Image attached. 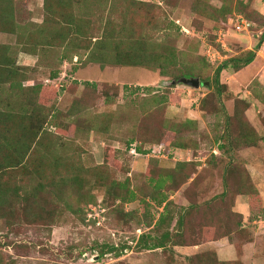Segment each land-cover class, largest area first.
Segmentation results:
<instances>
[{
	"label": "rangeland",
	"instance_id": "1",
	"mask_svg": "<svg viewBox=\"0 0 264 264\" xmlns=\"http://www.w3.org/2000/svg\"><path fill=\"white\" fill-rule=\"evenodd\" d=\"M3 1L10 14L11 0ZM57 1L61 7H47L45 0L15 1L19 18L28 12L35 21L51 19L56 25L48 24L49 36L62 33L65 38L53 41L42 62L48 70L39 72L42 78L61 71L49 82L56 94H48L46 107L34 95L0 86V188L8 189L3 199L0 190V264H194L186 259L195 254L179 253L175 243L201 241L207 226L221 235L231 218L241 215L237 201L244 194L218 200L214 196L223 185L218 190L212 172L194 169L202 188L200 196H193L194 186L188 194L203 206L185 218V233L179 234L175 221L159 228L146 225L148 216L155 221L163 210L148 203L152 190L146 182L155 179L159 165L174 173L177 163L208 155L223 136L226 117L247 121L245 109L254 106L251 112L264 120V0ZM238 17L251 27L238 31ZM79 26L81 34H76ZM17 31L25 35L30 28L18 24ZM44 32L38 31L42 42L50 39ZM117 49L129 56L114 61ZM250 52L262 63L224 69L222 101L216 104L217 67ZM34 63L23 57L18 67ZM186 73L192 77L182 76ZM184 78L199 79L200 86ZM132 139L139 148L170 144L181 160L131 155L127 144ZM13 141L17 146L10 145ZM13 155L24 157L22 164L2 167ZM192 164L184 167L186 173ZM128 191L135 200H122ZM175 197L169 208L176 217L181 206ZM165 231L171 249L137 246L140 235L161 240ZM262 239L254 259L239 264H264ZM111 245L129 248L117 255L108 250Z\"/></svg>",
	"mask_w": 264,
	"mask_h": 264
},
{
	"label": "trees",
	"instance_id": "2",
	"mask_svg": "<svg viewBox=\"0 0 264 264\" xmlns=\"http://www.w3.org/2000/svg\"><path fill=\"white\" fill-rule=\"evenodd\" d=\"M16 0H11V7L9 9H11V13L14 12L15 7H16ZM7 1H3L0 0V10H2V12H4V9L6 8L5 6L7 5L6 3ZM57 0H45V5H47V7L49 6L50 8L51 5H61V2H58ZM61 7V6H60ZM56 8V6H55ZM1 15V14H0ZM71 21L74 20V17L69 16L68 17ZM54 23L53 21L50 20H44L42 21L41 25H37L36 28L33 30V33L36 34H32L35 35L36 37L38 36V39L40 42L44 41L39 35H38V31H45L44 33L46 35H48L47 33H49V30H51L50 28H48V24ZM43 24L46 26H43ZM2 25V17H0V26ZM56 24L54 23V26ZM45 28V30H41ZM48 29V30H46ZM81 30V27L79 26V28H77L75 30L76 34H81L79 31ZM43 33V34H44ZM63 37L62 33H58L53 35L52 37H50V41L49 43H53V41H55L56 39H61ZM65 38V36L63 37ZM264 38V31L262 32L261 35V40ZM52 39V40H51ZM65 40V39H64ZM64 40H62L61 42H63ZM45 44V42H43ZM119 45V44H117ZM14 47V46H13ZM11 47V50L13 52V48ZM257 47H260V44L257 45ZM118 48V47H117ZM118 52L116 53V57L114 59V61L118 62L120 60L121 57H126L127 55L129 56V54L126 52H123L121 49H117ZM4 49L0 48V52L2 53V56H4ZM9 51V50H8ZM121 51V52H120ZM64 56V55H63ZM65 60L66 57H63ZM255 58V54L254 52H250L247 54L246 57L244 58H231L228 59V61L222 63L221 65H219L215 71V77H214V82H215V86H216V104L220 101H222L221 96H222V92H221V88L224 87V83H222L220 81V74L221 72L226 69L229 65L231 67H233L235 70H240L244 67H246L247 65H249ZM43 72H46L48 70V68L44 67L42 65V62H37L36 66L34 67H18L16 65V63L12 62V60L10 59V54L9 52L6 53V57L3 58L2 57V61H0V86L5 85V86H9L10 88H16L18 90V92L20 94H31L37 97L38 103L42 104V106L46 107V104H49V100L50 97L48 94H52L55 95L56 91L54 90L55 88L50 85L51 83H49L50 81L53 80H57L60 78V74L61 71H50L49 75L46 77H42L40 78L39 76L41 74H39V72L42 70ZM182 76H187V77H192L191 73H186L183 74ZM33 79L34 81H39L40 83H35L32 86H25L24 83L27 80ZM47 79L48 83L45 84L43 83V81ZM64 78L61 79L64 80ZM206 82H209V80H205ZM213 85H211V83H208V87H211ZM214 89V87H212ZM56 97V96H55ZM51 102H54L51 101ZM224 104V103H223ZM224 106V105H223ZM216 109V108H215ZM216 112L214 111L211 114H215ZM216 115V114H215ZM228 116H230L228 114ZM245 120V119H244ZM243 119H241V117H226L225 122L224 123V127H223V136H221L220 138L216 139L215 142L217 143V145L223 149L225 147V149H228L227 151L232 152L236 149L237 145L239 144V142L241 141L242 143H249L252 142L254 140L255 137V131L253 130V128L248 124V122ZM192 122L193 121H189ZM2 129L4 131H6L4 129V127H2ZM7 133V132H6ZM4 134L2 132L1 137L3 139H6L7 141L11 142L12 139L7 138L6 134H5V138H4ZM136 142L135 139H132L129 141V143L127 144V146L129 147L132 143ZM0 144L2 145V142L0 141ZM17 144L19 145V143L17 142ZM160 144H165L164 142H160L157 145ZM11 146L15 147L17 146L16 143L13 141L12 143H10ZM167 148H171L172 146L169 145H165ZM175 147L180 148V145H177ZM182 149L185 148L184 146H181ZM130 148V147H129ZM139 152L141 153H145L144 150H142V148H139ZM24 157L22 156H17V155H13L12 157H8L5 160V165H2V167L5 168H9V167H15L18 166L20 164H22ZM156 159V158H153ZM160 160V159H157ZM193 163V164H192ZM192 164V172H190L189 174L186 173V171L184 170V167L187 165H191ZM197 164L198 162L196 161H191V162H179L177 163L176 167L173 169L174 173H171V171H161L163 168L162 166L159 165V167H156L157 171L154 168V171L156 172L157 176L155 177V179H153L152 177L148 178V182L147 186L152 190L151 195H149V201L148 203L150 204V206L152 205L153 202H155V206L157 207V209L160 210V208H163L162 211H159V215L158 217L155 219V221L153 220V217L150 218V216H148V220H146V225H148V227L152 226V224L154 225V228L157 227H161L163 224L167 225L169 223H173L175 221L176 223V227H178L179 229H176V232L179 234H184L185 230H184V223H185V218L190 216L192 214H196V211L200 210L201 207L203 205L200 204L199 198L197 200V197L195 198L196 202L193 200H191L190 195L188 194L189 191L188 189H191V187L194 186V188L196 187V189H194V191L196 193H193V196H200L199 192L201 191L200 188L201 187V183H197L196 180H198L199 182V175L197 173V176L195 178H193V180L191 182L188 183L189 178L192 177L193 173H196L195 170H197ZM227 168L225 170V173L223 172V174L221 175L222 180H223V191L217 195L214 196V198L219 199H227V198H235L237 196L238 193L240 194H244L247 195L249 197V202H250V207L252 209V212L254 213H258V215H260L262 218H264V209H261V206L259 204V197H258V193L256 192L254 186L252 185V182L250 180V177L247 174H244L243 170L240 168H237L238 165L237 164H232L231 162L227 163ZM195 169V170H194ZM240 169V170H237ZM151 170L148 169L147 172ZM185 171V173L183 172ZM146 172V173H147ZM183 172V173H182ZM174 174V175H173ZM180 174H182L181 176V180H179L178 182L174 179L176 178V176H179ZM187 183L189 185H187ZM184 185L187 186V190L184 189L182 196L186 201L185 205H182L181 207H178V211L176 214V217L174 216V214L172 213V211L170 210V206H171V202H173V199H170V195H173L174 193H176L180 188H182ZM122 186V185H120ZM166 189V191H165ZM0 190L2 191V199L5 197L6 191L8 189H5L2 187V189L0 188ZM171 190V192H169ZM135 193L132 191H128V197L127 198H122L123 201L125 202H129V201H133L135 200ZM152 202V203H151ZM235 214V213H234ZM238 219L235 221L231 218V223L230 225L224 230L225 232H223L221 235H216L214 234L213 231H215V227L213 226H207L206 228H204L203 230L205 231V236H202L201 241L197 242L200 243L202 241H207V240H213L215 238H219L222 236H229V238L233 241L236 245V249H237V255H238V259L236 261H220L217 258V255L214 251H206L203 253H198L193 255L192 257H190L189 259H186L189 261V263H194V264H236L238 262L241 263L240 261V257H241V253H242V244L243 242L248 239L245 238V233H248L246 228H242L241 225L243 223L242 220V216L239 214H235ZM233 218H235L233 216ZM153 228V229H154ZM214 234V235H213ZM250 234V233H249ZM180 238L182 237L181 235H179ZM170 239L171 236L169 234V231H165L162 234V239L161 240H152V236L150 235H140L137 241V246H140L141 248L144 249H166L167 246L170 243ZM200 240V239H199ZM197 243H192L193 244H197ZM175 244H184V245H190L187 243H175ZM172 245V244H171ZM170 246V245H169ZM168 246V247H169ZM127 248H129L128 246H125L124 248H115L114 245H111L110 248L108 249L109 251H116V254L119 255L121 254V252H123L124 250H126ZM169 249H171L169 247ZM262 251L264 254V236H263V242H262Z\"/></svg>",
	"mask_w": 264,
	"mask_h": 264
},
{
	"label": "crops",
	"instance_id": "3",
	"mask_svg": "<svg viewBox=\"0 0 264 264\" xmlns=\"http://www.w3.org/2000/svg\"><path fill=\"white\" fill-rule=\"evenodd\" d=\"M24 16L18 17L15 13L7 14L5 11L2 12V25L0 26V48H3L4 56L0 52V61H2V57H6V53L9 52L10 59L12 62L16 63L19 66L20 59L23 57H31L34 60L33 65H21L26 67H34L37 62L46 61V56L50 53L49 49H53V43H49V40H45V44L40 42L38 36L30 37L31 33V25H34V30L37 25H41L40 21H35L34 18L28 12H23ZM29 26L30 31L25 35H21L20 32L17 31V25ZM48 30V29H46ZM48 34V33H47ZM47 37H52L47 35ZM14 46V47H13ZM13 49V52L11 50ZM44 49V51H43ZM9 50V51H8ZM254 63H262L259 59H255ZM257 69L260 66H256ZM33 82V79L25 81V86H32L34 84H30L29 82ZM45 81H48L45 79ZM55 82V81H54ZM35 83V81H34ZM260 104H262L260 102ZM258 104V109L262 107ZM248 108V107H247ZM245 109V117L247 119L248 124L255 129V137L252 142L242 143L241 141L237 145L236 149L232 152L227 151L228 149H221L217 143L214 141L213 146L210 151H208V155H201L198 157V163H201V166L197 167V172L208 169L207 172L213 173L214 176V184L215 187L220 190L223 185V180L221 175L227 168V163L231 162L232 164H237L238 167L243 170L244 174H249L252 185L255 190L258 192L259 204L264 207V120H262L257 114L255 115L251 110H257L256 107H251ZM261 111V110H260ZM256 113V112H255ZM211 158V159H210ZM210 159V160H209ZM206 160H209L206 163ZM206 163V164H205ZM237 169V170H240ZM197 172L192 174V177L189 178V182L193 180L197 176ZM187 183V184H188ZM203 183V181H202ZM185 185L180 188L175 194L178 200L175 199V203L180 206L185 205V199L182 196L183 189ZM182 191V192H181ZM215 195V194H214ZM175 196H172L174 199ZM175 197V198H176ZM184 201H183V200ZM237 205L241 209L239 213H241L243 223L241 227L247 228L248 233H250L248 239H246L242 244V253L240 257V261L244 260H253L255 256L256 245L260 244V238H263V235L259 237L260 234L264 233V218H262L258 213L252 212L250 207L249 197L247 195H240L237 201ZM238 208V210H239ZM251 220V221H250ZM247 224V225H246ZM256 226H255V225ZM254 225V226H253ZM263 240V239H262ZM255 245V246H254ZM175 249L178 250L179 253L183 255H193L198 253H203L206 251H214L217 255L218 260L220 261H236L238 259L236 245L234 240L232 241L229 236H222L219 238H215L213 240L202 241L193 245H182L178 244L175 246ZM250 261V262H251Z\"/></svg>",
	"mask_w": 264,
	"mask_h": 264
},
{
	"label": "built area",
	"instance_id": "4",
	"mask_svg": "<svg viewBox=\"0 0 264 264\" xmlns=\"http://www.w3.org/2000/svg\"><path fill=\"white\" fill-rule=\"evenodd\" d=\"M251 27V24L242 17H238L235 22V28L238 31L245 30ZM142 150L145 151L148 157L156 158V159H169L172 158L173 160H181L179 152L174 151L172 148H167L165 145H153L148 148L142 147ZM129 152L131 155L139 156L141 152H139V144L134 142L130 145ZM144 153V154H145ZM143 154V153H142Z\"/></svg>",
	"mask_w": 264,
	"mask_h": 264
},
{
	"label": "water",
	"instance_id": "5",
	"mask_svg": "<svg viewBox=\"0 0 264 264\" xmlns=\"http://www.w3.org/2000/svg\"><path fill=\"white\" fill-rule=\"evenodd\" d=\"M182 82H184V83H186L188 85L194 86V87H199L200 86L199 79H187V78H184V79H182Z\"/></svg>",
	"mask_w": 264,
	"mask_h": 264
}]
</instances>
